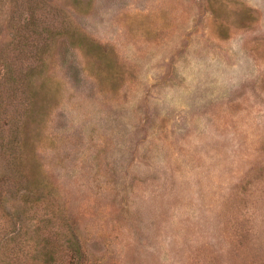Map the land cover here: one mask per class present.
I'll list each match as a JSON object with an SVG mask.
<instances>
[{
    "label": "rangeland",
    "instance_id": "obj_1",
    "mask_svg": "<svg viewBox=\"0 0 264 264\" xmlns=\"http://www.w3.org/2000/svg\"><path fill=\"white\" fill-rule=\"evenodd\" d=\"M0 264H264V0H0Z\"/></svg>",
    "mask_w": 264,
    "mask_h": 264
}]
</instances>
